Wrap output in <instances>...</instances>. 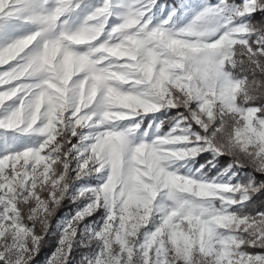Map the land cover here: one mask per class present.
I'll return each instance as SVG.
<instances>
[{
    "label": "snow or ice",
    "instance_id": "obj_1",
    "mask_svg": "<svg viewBox=\"0 0 264 264\" xmlns=\"http://www.w3.org/2000/svg\"><path fill=\"white\" fill-rule=\"evenodd\" d=\"M258 197L264 0H0V264H264Z\"/></svg>",
    "mask_w": 264,
    "mask_h": 264
},
{
    "label": "trees",
    "instance_id": "obj_2",
    "mask_svg": "<svg viewBox=\"0 0 264 264\" xmlns=\"http://www.w3.org/2000/svg\"><path fill=\"white\" fill-rule=\"evenodd\" d=\"M261 200H264V197H258L257 198V204L261 202ZM73 208V205L71 203H66L58 212V215H61L62 213H65L69 209ZM55 246V235H52L48 238L47 243L44 245L41 254L39 257H37L36 263H41L45 260V257L50 254V252L53 250Z\"/></svg>",
    "mask_w": 264,
    "mask_h": 264
},
{
    "label": "rangeland",
    "instance_id": "obj_3",
    "mask_svg": "<svg viewBox=\"0 0 264 264\" xmlns=\"http://www.w3.org/2000/svg\"><path fill=\"white\" fill-rule=\"evenodd\" d=\"M73 208L69 209L68 211H66L65 213H62L61 215H58V217H63L66 216ZM54 225H55V221H54ZM53 235H55V229H54V233ZM45 261V260H44ZM44 261H42L41 263L39 262L38 264H44ZM37 264V263H36Z\"/></svg>",
    "mask_w": 264,
    "mask_h": 264
}]
</instances>
